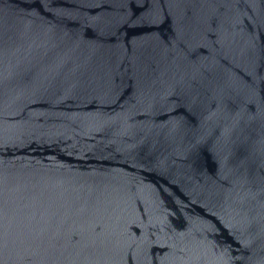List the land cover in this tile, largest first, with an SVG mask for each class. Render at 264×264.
<instances>
[{
  "label": "water",
  "instance_id": "obj_1",
  "mask_svg": "<svg viewBox=\"0 0 264 264\" xmlns=\"http://www.w3.org/2000/svg\"><path fill=\"white\" fill-rule=\"evenodd\" d=\"M0 264H264V0H0Z\"/></svg>",
  "mask_w": 264,
  "mask_h": 264
}]
</instances>
